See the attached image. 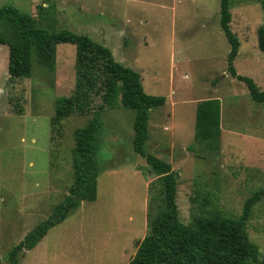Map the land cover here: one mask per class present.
I'll return each instance as SVG.
<instances>
[{
	"label": "rangeland",
	"instance_id": "1",
	"mask_svg": "<svg viewBox=\"0 0 264 264\" xmlns=\"http://www.w3.org/2000/svg\"><path fill=\"white\" fill-rule=\"evenodd\" d=\"M262 2L234 0L231 27L240 40L237 72L264 90ZM7 4L34 16L46 6L43 27L104 44L117 61L141 73L148 94L167 98L151 112L146 148L179 174L183 223L200 213L208 193L210 206L236 218L264 188V102L253 101L245 83L228 71L231 46L220 24L221 0H0ZM8 64L9 47L0 44V264H11L12 249L69 193L75 132L100 106L97 200L84 201L50 229L20 255V264H127L164 204L160 176L133 148L135 111L120 97L111 108L93 94L88 112L54 124L60 99L76 92V45L59 44L55 70L35 63L29 78L10 77ZM208 98L221 100V149L203 159L189 147L197 104ZM247 233L263 257L264 196L253 207Z\"/></svg>",
	"mask_w": 264,
	"mask_h": 264
},
{
	"label": "trees",
	"instance_id": "2",
	"mask_svg": "<svg viewBox=\"0 0 264 264\" xmlns=\"http://www.w3.org/2000/svg\"><path fill=\"white\" fill-rule=\"evenodd\" d=\"M234 0H221V27L231 49L228 71L232 77L247 86L255 102H264L262 90L251 77L237 72L235 59L240 40L231 27V5ZM264 9V2H262ZM48 9L41 5L38 16L21 11L13 4L0 6V44L9 47L8 73L13 78H29L35 63L55 70L57 46L76 45V92L60 99L59 119L89 111L92 96H102L103 104L113 108L120 97L124 108L135 111L133 148L151 166L162 181L163 209L150 222V230L127 264H264L259 246L247 233V224L253 207L264 196V188L255 191L244 203L239 217H229L210 206L211 193L204 197L199 214L185 224L180 219L177 202L179 174L170 162L149 152L151 112L166 104L163 95L145 91L139 71L125 66L114 57L111 49L88 35L68 29L50 30L42 26V17ZM259 48L264 52V26L258 29ZM100 106L96 115L75 132L72 150L74 181L69 193L53 207L50 215L39 222L8 254L11 264H20V255L34 249L53 227L63 223L77 212L84 201L94 202L98 197V179L101 167L98 159L100 134L103 127ZM222 106L219 98L200 101L196 109L195 142L189 149L198 157L216 156L221 149ZM200 145V151L197 146ZM197 150V151H196Z\"/></svg>",
	"mask_w": 264,
	"mask_h": 264
},
{
	"label": "crops",
	"instance_id": "3",
	"mask_svg": "<svg viewBox=\"0 0 264 264\" xmlns=\"http://www.w3.org/2000/svg\"><path fill=\"white\" fill-rule=\"evenodd\" d=\"M222 106V105H221ZM196 124V123H195ZM221 125H222V122H221Z\"/></svg>",
	"mask_w": 264,
	"mask_h": 264
}]
</instances>
